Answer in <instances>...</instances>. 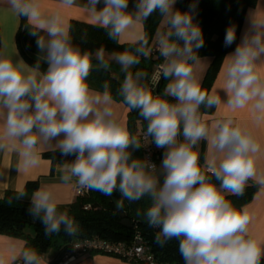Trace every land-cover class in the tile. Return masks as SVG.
<instances>
[{
    "label": "clouds",
    "instance_id": "obj_1",
    "mask_svg": "<svg viewBox=\"0 0 264 264\" xmlns=\"http://www.w3.org/2000/svg\"><path fill=\"white\" fill-rule=\"evenodd\" d=\"M176 2L137 0L135 11L129 12V0H104L100 9V0H87L83 5H77V0H59L66 8L82 7L94 25L104 28L117 44L154 12L166 21L168 30L158 40L164 60L160 75L168 81L163 95H154L141 83L147 73L130 71L141 56H148L147 39L140 37L132 51L113 53L124 73L121 103L129 111H138L147 122V136L156 147L166 149L159 173L154 163L132 158L129 149L141 144L116 115L108 83L102 92L89 86L92 53L73 44L70 27L59 12L43 11L40 0H4L12 14L27 19L30 35L37 38L48 67L42 72L39 64L29 66L23 59L14 60L6 46L0 49V152L12 149L18 156L16 169L21 172L37 166L44 150L58 149L64 156L76 157L62 165V182L75 178L81 189L108 195L119 191L130 202L150 197L149 206L138 214L149 227L159 229L156 241L161 246L179 240L184 264H260L264 248L249 234L247 206L238 209L226 199L227 194L242 195L256 177L253 157L259 146L250 134L233 126L231 119L217 121L209 140L200 109L217 108L222 100L203 91L194 73L193 66L200 60L197 50L204 45L202 30L194 23L196 2L189 5V11L176 9ZM235 41V29L229 27L224 46ZM104 51L97 50L95 59L108 70ZM262 66L264 18L252 14L250 28L225 57L222 90L228 108L251 104L261 114L257 118L264 119ZM201 141L210 143L211 160L201 161ZM258 183L264 187V179ZM27 196V190L21 189L7 202ZM28 211L41 220L45 235L57 234L61 228L68 234L75 230L74 220L59 210L53 193L45 187L32 191ZM19 259L22 264H45L32 248L23 249Z\"/></svg>",
    "mask_w": 264,
    "mask_h": 264
},
{
    "label": "trees",
    "instance_id": "obj_2",
    "mask_svg": "<svg viewBox=\"0 0 264 264\" xmlns=\"http://www.w3.org/2000/svg\"><path fill=\"white\" fill-rule=\"evenodd\" d=\"M194 0H177L176 9L180 11H189V5ZM196 10L193 13L194 23H197L203 34L204 45L197 50L199 57L208 56L211 58L208 68L200 83L203 91L207 92L211 82L219 68L223 57L233 51L237 45V40L241 25L248 8L254 7L257 0H195ZM162 17L158 12H154L146 21L142 22L143 36L148 41L147 57H140V62L130 71H143L147 73L146 79L141 83L146 85L154 95H163L166 86L165 79L160 75L152 79L155 66L164 62L160 56L159 50H155L157 34L161 33L164 26H161ZM70 36L74 45L83 51L93 53L103 48L109 52H122L125 49L134 50V42H121L117 44L109 39L107 31L104 28L94 24L70 20ZM232 27L235 29L236 41L230 47L224 46V37L226 30ZM36 37L30 35V28L27 26V19L20 17V24L16 32V46L23 60L29 66L39 64L40 70H47V63L43 61L42 53L38 50ZM182 44V41H181ZM93 68L87 80L91 89L103 91L105 82L109 85V90L113 99L121 102L123 96L120 94V86L124 79V73L120 67L105 70L97 65L96 59H92ZM111 65V64H110ZM158 68V67H157ZM171 99V98H169ZM201 113L211 114L213 109L205 110L203 106ZM126 125L129 133L135 136L141 144L139 131L146 133L147 122L138 114V111H127ZM147 134V133H146ZM149 141L154 143L151 137ZM133 159L145 161L144 150L142 145L139 148H130ZM166 149L160 148L154 157V164L157 172H160V166L163 159V153ZM199 152L203 162L204 143L200 142ZM44 157L50 159L52 165L59 162L71 163L75 160L74 155L64 156L58 149L45 151ZM161 183L163 176H160ZM38 187V181L33 180L26 183L23 189H26L28 196L13 200L11 204L7 202L8 197L15 195L18 190H6L0 198V233L12 235L23 239L25 248L35 249L41 256L47 253L51 248H56L58 254L47 264H59L63 256L68 253H77L72 247L76 241L89 238H98L109 242H128L135 233H139L159 262L165 264H184L183 258L179 253V240L172 239L161 246L156 241L158 228H152L144 221L143 216L138 214L150 204V197L145 196L137 202H130L124 199L119 191H114L111 195L105 194L98 190H91L87 194H77L75 200L66 205H58L59 210L67 212L68 216L74 220L75 230L72 234L66 233L63 228L57 234L45 235L44 225L39 218L33 217L28 209L30 207V196L32 191ZM259 184L248 182L242 195L227 194L226 199L231 201L233 206L238 209L247 203L257 191ZM117 199L121 208L117 210L113 202ZM88 207L86 208V206ZM124 212L126 217L132 222V227L124 226L120 223L121 213ZM29 230L27 231L26 229ZM97 251L89 250L83 252L81 256ZM79 256V257H81Z\"/></svg>",
    "mask_w": 264,
    "mask_h": 264
},
{
    "label": "crops",
    "instance_id": "obj_3",
    "mask_svg": "<svg viewBox=\"0 0 264 264\" xmlns=\"http://www.w3.org/2000/svg\"><path fill=\"white\" fill-rule=\"evenodd\" d=\"M87 0H77V5H83ZM137 0H129L127 11L134 12ZM41 9L45 12H59L64 20L65 26L69 25L70 20H78L85 23L94 24V21L90 14H88L82 7L75 6L66 8L60 5L59 0H40ZM104 6V0H100L97 8L100 9ZM252 14H255L258 18H264V0H257L254 7L248 8L239 32L237 44L240 43L242 35L246 30L250 28V20ZM20 24V17L12 14L5 6L4 0H0V49L7 47V51L14 54L13 59H23L16 46V32ZM143 36L142 22L137 23L135 27L126 33L121 42H134ZM158 46V42L155 47ZM237 46V45H236ZM234 51V50H233ZM233 51L227 53L208 88L207 93L209 95H218L221 97L222 103L213 109L211 114L202 113V121L207 124L209 129V140L213 134V128L217 121L225 119H231L234 121L233 126H239L242 132L251 135L252 139L259 146V151L254 155L256 177L249 182L258 183L259 180L264 179V119H258L261 114L256 113L251 104L245 108H239L232 110L228 108L223 101L227 100V96L222 90L224 85V73L223 67L225 63V57ZM211 58L208 56L200 57L198 63L194 67V73L201 83L206 69L209 66ZM24 61V60H23ZM25 62V61H24ZM26 63V62H25ZM261 71L264 72V66ZM95 90V89H94ZM101 92L99 90H96ZM113 108L116 115L122 123L126 125V116L128 108L123 103L115 100ZM127 127V125H126ZM55 143V142H53ZM204 143V155L205 158L211 160L213 158V150L211 145L207 141ZM53 149H47L49 151ZM42 152V153H43ZM66 162H59L52 165L50 159L41 154V158L38 165L27 170L18 172L16 166L18 164V156L16 153L9 149L7 152H0V198L3 196L6 190H21L24 188L27 182L37 180L38 188L45 187L50 190L57 205H66L73 202L77 196L78 185L75 182V178L69 183L61 181L60 177L63 173V164ZM243 206H247L249 215L251 217L248 225L250 236L256 240L258 246L264 248V187L259 185L257 191L253 194L252 198ZM24 245L23 239L0 233V264H14L15 261L20 260L22 248ZM45 264H47L52 257L42 256ZM70 264H142L125 259L118 258L116 256L103 254L100 252L85 254ZM260 264H264V256H262Z\"/></svg>",
    "mask_w": 264,
    "mask_h": 264
},
{
    "label": "built area",
    "instance_id": "obj_4",
    "mask_svg": "<svg viewBox=\"0 0 264 264\" xmlns=\"http://www.w3.org/2000/svg\"><path fill=\"white\" fill-rule=\"evenodd\" d=\"M160 73V67L157 68ZM141 145L144 150V159L146 162L154 163V157L159 152L160 148L156 147L155 143L149 141L147 134L143 131H139ZM89 189H81L78 187L77 194H87ZM88 205L86 206V208ZM73 251L77 253L65 254L59 264H70L81 254L86 253L89 250L97 251L103 254L116 256L128 261L142 263V264H165L159 262L154 257L151 249L143 241L139 233H135L128 242H109L98 238H89L76 241L72 247ZM14 264H22L21 259L14 262Z\"/></svg>",
    "mask_w": 264,
    "mask_h": 264
},
{
    "label": "rangeland",
    "instance_id": "obj_5",
    "mask_svg": "<svg viewBox=\"0 0 264 264\" xmlns=\"http://www.w3.org/2000/svg\"><path fill=\"white\" fill-rule=\"evenodd\" d=\"M175 7H176V4H175ZM162 25L164 26V29L162 30L161 33H163V32H165V31L168 30V25H167L166 21H165L163 18L161 19V26H162ZM161 33L157 34V36H156V38H155L156 41L159 40ZM157 49H158V46L155 47V50H157ZM96 54H97V50L94 51V52L92 53L93 59H95ZM104 59H105L106 61H108L109 64H111V65H110V68H111V69H115L116 67H120V66L115 62V60H114L113 52H109V51H106V50H105V51H104ZM162 63H163V61H161V64H162ZM161 64H158V66L160 67ZM158 66H157V65L155 66V71H154V73H153L152 79H156V78H158V76H159V72H158V70H157V67H158ZM165 83L167 84L168 81L166 80ZM180 139L182 140V137H180ZM199 146H200V143H199V145H198V151H199ZM26 230L28 231L29 228L26 229ZM29 231H30V230H29ZM57 254H58V251L56 250V248H51V249H49V250L47 251L46 254H44V257H48V256H49V257L55 258Z\"/></svg>",
    "mask_w": 264,
    "mask_h": 264
},
{
    "label": "water",
    "instance_id": "obj_6",
    "mask_svg": "<svg viewBox=\"0 0 264 264\" xmlns=\"http://www.w3.org/2000/svg\"><path fill=\"white\" fill-rule=\"evenodd\" d=\"M113 202L115 204V208L119 210L121 208L120 202L115 198H113ZM120 215H121L120 223L124 226L132 227V222L126 217V214L122 212Z\"/></svg>",
    "mask_w": 264,
    "mask_h": 264
}]
</instances>
